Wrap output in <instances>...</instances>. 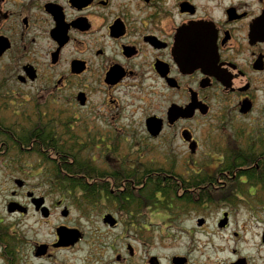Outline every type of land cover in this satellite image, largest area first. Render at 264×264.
Instances as JSON below:
<instances>
[{
    "label": "flooded vegetation",
    "instance_id": "flooded-vegetation-1",
    "mask_svg": "<svg viewBox=\"0 0 264 264\" xmlns=\"http://www.w3.org/2000/svg\"><path fill=\"white\" fill-rule=\"evenodd\" d=\"M0 102V264H264V0H0Z\"/></svg>",
    "mask_w": 264,
    "mask_h": 264
},
{
    "label": "rangeland",
    "instance_id": "rangeland-1",
    "mask_svg": "<svg viewBox=\"0 0 264 264\" xmlns=\"http://www.w3.org/2000/svg\"><path fill=\"white\" fill-rule=\"evenodd\" d=\"M156 156H157V154H156ZM31 164L32 163H29L28 165H31ZM56 196L59 197V198H64L63 197L64 196L63 193H59ZM65 199H66V203L69 202V208H70V211H71V215L73 216L72 220L75 217L76 220H80L81 224H83L84 220H85L83 215L76 209L77 207H73V203H72V201L69 199V197L67 195H66ZM250 199H251L249 201L250 203H255L256 201L254 199H257V197H251ZM256 213H257V216H254V213L250 212V210L247 207L241 209L238 212H235L234 220H236V222L238 224L233 227L234 230L242 231V234H244L246 236H249V237L253 236L254 238H256L258 232L263 227L262 224L264 222V210L256 211ZM258 221H260L262 223H257ZM87 247H88L87 244L86 245H85V243L82 244V246L80 247L81 250L76 251V253L74 255V257L81 258V259L83 257V259H82V263L83 264H84V254L86 253ZM82 252H83V254H82ZM78 264H80V262H78Z\"/></svg>",
    "mask_w": 264,
    "mask_h": 264
},
{
    "label": "trees",
    "instance_id": "trees-1",
    "mask_svg": "<svg viewBox=\"0 0 264 264\" xmlns=\"http://www.w3.org/2000/svg\"><path fill=\"white\" fill-rule=\"evenodd\" d=\"M0 108L3 106V102H0ZM40 150V148H37V152ZM99 170V169H97ZM75 172L81 173V174H86V165L85 164H78L75 169ZM93 172V171H92ZM48 181L52 183H57L60 188H75L77 186H80L82 188L87 187L85 185L86 178H68L63 172L57 170V169H52L48 172ZM89 179V178H88ZM87 179V180H88ZM82 202L81 205L84 203H88L90 201L94 202L95 199L101 198V196L98 195H90V194H81L79 195ZM132 198L131 196H129Z\"/></svg>",
    "mask_w": 264,
    "mask_h": 264
},
{
    "label": "water",
    "instance_id": "water-1",
    "mask_svg": "<svg viewBox=\"0 0 264 264\" xmlns=\"http://www.w3.org/2000/svg\"><path fill=\"white\" fill-rule=\"evenodd\" d=\"M150 126H149V132L154 133L157 131V128L154 126L153 122H149ZM38 206V204H37ZM61 239L64 238H68L69 240H71V242H76L78 241L80 238H82V233L79 232L78 230H70V231H64L62 230L60 233Z\"/></svg>",
    "mask_w": 264,
    "mask_h": 264
}]
</instances>
